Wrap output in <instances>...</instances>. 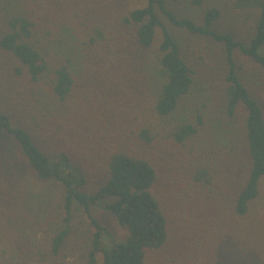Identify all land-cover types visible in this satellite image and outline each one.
<instances>
[{"label": "trees", "instance_id": "16d2710c", "mask_svg": "<svg viewBox=\"0 0 264 264\" xmlns=\"http://www.w3.org/2000/svg\"><path fill=\"white\" fill-rule=\"evenodd\" d=\"M226 3L207 7L196 22L176 17L168 0L133 9L116 0H0V50L13 59L25 89L22 113L41 109L46 94L64 109L84 76L73 106L85 112L48 122L40 141L0 111V154L4 138H12L35 177L62 191L52 257L73 233L78 210L89 227L83 264H264V224L255 217L264 110L234 58L264 68V0ZM223 9L249 24L246 41L215 28ZM162 18L222 45L221 86L195 90L180 42ZM94 90L97 105L83 103ZM236 128L242 140L232 137ZM92 209L109 214L115 229ZM35 247L27 239L0 245V264H24Z\"/></svg>", "mask_w": 264, "mask_h": 264}, {"label": "rangeland", "instance_id": "374dc122", "mask_svg": "<svg viewBox=\"0 0 264 264\" xmlns=\"http://www.w3.org/2000/svg\"><path fill=\"white\" fill-rule=\"evenodd\" d=\"M123 8L133 9L142 6L145 0H116ZM227 6L226 0H168V7L178 18H191L196 22L200 21L201 12L212 4ZM235 13L223 9L219 21L215 28L220 32L232 33L235 37L246 41L251 35V29L248 23L236 19ZM167 29L180 42L184 58L190 65L194 77L195 90L202 91L203 94L208 89L214 90L223 81L227 65L225 62V53L221 44L209 39L195 36L182 29H177L164 20ZM161 41V32L157 31L154 45L157 46ZM154 46V47H155ZM260 54H264V45L260 48ZM235 63L237 74L241 82L248 91L261 104L264 110V68L253 63L241 54H235ZM152 58H148L147 64L151 63ZM13 59L9 54L0 50V111L8 113L13 122L26 128L35 137V140H42L41 137L47 132V123L56 122L59 117L66 118L71 113L81 111L85 112L78 104L79 88L84 82V76L79 77V86L74 91L67 105L61 109L50 101L48 94L38 100V108H26L25 112L20 111L21 104L24 103V87L21 81L13 75ZM88 84V77L85 76ZM91 88H94L92 83ZM211 89V90H210ZM84 94L82 93V96ZM195 97L198 92H193ZM26 97V95H25ZM99 94L94 90L87 95L83 103L96 106L99 102ZM19 104V105H18ZM137 106V105H136ZM135 106V107H136ZM66 111L65 113H63ZM207 109L204 110L206 112ZM211 106L209 105V114L201 113L207 122L210 117ZM68 116V117H69ZM82 116H85L84 114ZM68 117L66 119H68ZM57 130L60 128L56 127ZM204 130V129H203ZM236 128L233 138L242 140V135ZM44 149L43 147H41ZM62 191L52 181H39L34 173L29 169L21 155L19 154L17 144L10 137L3 140V147L0 154V245L5 247L16 246L20 241L26 239L34 246L28 259L33 264H83L85 255L84 250L89 239V227L81 211L74 210L71 227L73 233L69 236L65 246L61 248L56 257H52L49 249V243L53 236V231L61 226L62 209ZM172 205L174 200H171ZM170 205L168 208L170 209ZM256 219L264 224V180L260 182L259 196L256 200ZM93 215L98 218L102 224H106L110 229H115L116 225L113 218L97 209H92ZM260 224V223H259ZM264 229V228H263ZM36 253V256H35ZM99 260V259H98ZM51 262V263H50ZM30 264V262H28ZM12 264H22V262H13Z\"/></svg>", "mask_w": 264, "mask_h": 264}]
</instances>
